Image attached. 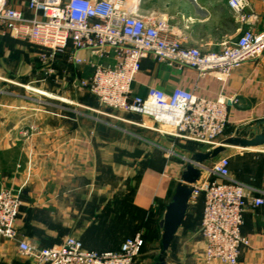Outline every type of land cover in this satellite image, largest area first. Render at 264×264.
<instances>
[{"label":"crops","instance_id":"0c3cea01","mask_svg":"<svg viewBox=\"0 0 264 264\" xmlns=\"http://www.w3.org/2000/svg\"><path fill=\"white\" fill-rule=\"evenodd\" d=\"M28 1L10 0V4L30 16ZM229 1L141 0V12L165 19L168 39L206 54L221 51L223 44L237 41L249 29L264 32V0H248L249 10L257 15L253 23L242 22ZM61 61L54 70L62 86L55 91L73 103L47 105L45 110L0 104V191H21L19 240L49 248L74 237L87 249L117 251L127 238L141 234L145 248L136 264H152L145 231L162 238L160 223L193 154L182 150L184 143L174 138L138 126L131 132L126 127L133 125L99 120L90 110L97 107L96 100L86 92L73 93L66 70H60ZM72 74L84 79L92 69L74 66ZM151 86L167 93L181 87L210 100L236 98L238 103L228 104L230 123L225 138L243 127L254 129L255 134L264 132V58L244 64L224 82L219 75L200 78L190 68L181 70L149 57L142 62L133 92L144 97ZM130 119L144 122L143 118ZM31 128L37 132L33 134ZM230 149L212 164L229 155L231 178L245 185L253 197L264 199V147ZM170 151L180 155L183 163L176 162ZM207 177L206 172L201 180ZM197 216L189 204L186 223ZM182 228L188 230L181 226L175 239ZM242 234L251 243L238 264H264V205L247 210ZM178 253L182 255L183 249ZM0 264L33 263L20 255L18 241L0 240Z\"/></svg>","mask_w":264,"mask_h":264},{"label":"built area","instance_id":"2783aa9c","mask_svg":"<svg viewBox=\"0 0 264 264\" xmlns=\"http://www.w3.org/2000/svg\"><path fill=\"white\" fill-rule=\"evenodd\" d=\"M229 6L242 22L257 20L249 10L248 0H230ZM27 10L30 16L11 6L10 0H0V35L44 50L40 58L46 66H52L59 55L71 49V65H88L92 69L88 78L70 74L71 82L68 81L73 89L97 99L99 109L90 110L181 143L204 145L208 150L223 140L230 123L228 104L238 100H210L181 87L167 93L151 86L144 97L135 95L133 84L142 62L151 57L170 67L190 68L200 78L219 75L225 82L244 64L264 58V32L251 29L237 41L223 44L219 52L205 54L196 48H185L179 40L168 39L165 19L142 14L141 0H29ZM96 59L114 63L106 65ZM49 74H55V70L49 69ZM128 114L139 115L144 122L127 119ZM206 172V179L190 187V204L204 196V260L208 264H238L251 243L242 234L244 215L251 208L263 206L264 199L253 197L245 185L231 178L228 157H221ZM22 206L20 190L0 191V240L18 241L20 255L33 264H136L141 256V234L127 238L120 252L103 254L87 250L74 237L49 248L21 241L17 223Z\"/></svg>","mask_w":264,"mask_h":264},{"label":"rangeland","instance_id":"374dc122","mask_svg":"<svg viewBox=\"0 0 264 264\" xmlns=\"http://www.w3.org/2000/svg\"><path fill=\"white\" fill-rule=\"evenodd\" d=\"M44 53L41 48L32 46L28 43L17 41L9 37L8 35H0V104L6 105L8 103L24 104L32 109L45 110L48 106H55L61 104L73 103L69 97H64L56 93V89L61 87L57 81V73L49 74V69H55L54 66H46L41 61L40 56ZM29 63L30 66H20L21 63ZM20 67V68H19ZM20 69V71L18 70ZM18 72L21 75L18 77ZM73 70H66V76L71 82L70 74L73 75ZM27 74L26 76H24ZM5 80H3V79ZM52 78V79H51ZM73 93L80 95V92L73 89ZM13 94L14 96H10ZM47 94V95H46ZM9 95V96H8ZM26 97V98H23ZM48 105V106H47ZM82 110V109H81ZM99 120H107L112 125L116 123L113 120L107 119L98 113H93ZM127 129L135 130L136 127H126ZM34 129V128H33ZM125 129V130H127ZM37 130V129H36ZM37 131H33L35 134ZM135 132V131H134ZM32 134V135H33ZM233 136H237L235 133ZM226 133L223 134L222 139H226ZM232 137V136H230ZM229 138V137H228ZM205 151H208V147L200 146ZM231 150V149H229ZM176 162L183 163V158L180 155H176ZM225 157H229L226 155ZM212 166V163H211ZM210 166V167H211ZM209 167V168H210ZM196 203V202H194ZM193 202L191 204H194ZM193 221H188L185 225V229H181L178 237L173 241L170 249L165 254V260L168 264H204L203 256V239L201 236V225H200V213ZM150 229V226H146ZM181 234V235H180ZM146 247L147 250H151L152 264L157 263L162 253L161 235L155 237V232L145 231ZM183 249L182 255L178 253V249ZM208 264V263H206Z\"/></svg>","mask_w":264,"mask_h":264},{"label":"water","instance_id":"95a60500","mask_svg":"<svg viewBox=\"0 0 264 264\" xmlns=\"http://www.w3.org/2000/svg\"><path fill=\"white\" fill-rule=\"evenodd\" d=\"M259 147H264V132L246 137L232 136L223 139L215 148L206 152H196L187 160L186 169L181 175L180 182L160 223L162 253L157 264H167L164 254L170 249L185 220L192 194L190 187L201 180L211 163L223 155L227 149L253 150Z\"/></svg>","mask_w":264,"mask_h":264},{"label":"trees","instance_id":"16d2710c","mask_svg":"<svg viewBox=\"0 0 264 264\" xmlns=\"http://www.w3.org/2000/svg\"><path fill=\"white\" fill-rule=\"evenodd\" d=\"M70 51H71V49H69L65 54H62V55H59L58 57H57V59H56V61L54 62V64L52 65V66H54V67H56V62L59 60H62L61 62H60V64H61V68H60V70L62 71V70H74V66L73 65H71L70 63H69V55H70ZM52 79V78H51ZM87 93V92H86ZM88 94V96H90V97H92L93 99H95L96 100V102H97V107L96 108H92L93 110H98L99 109V104H98V101H97V99L94 97V96H92L91 94H89V93H87ZM133 117V119H140L141 117L139 116V115H135V114H128V115H126V118L127 119H130V118H132ZM108 119V118H107ZM131 120V119H130ZM123 124V123H122ZM132 127H134V126H132ZM254 131V129H249V128H240L236 133H237V136H241V137H246V136H248V135H254L255 134V132H253ZM263 131H264V128H263ZM226 132V131H225ZM177 142L179 143V141L177 140ZM200 146H202V145H200V144H196V143H192V142H186V143H184V145H181L180 146V148L182 149V150H186V151H189V152H191L192 154H194V153H196L197 152V149H202V148H200ZM190 209L192 210H194V211H196L197 213H200V225L202 224V218H203V209H204V196L203 195H201L198 199H197V201H196V203H194V204H190ZM199 215V214H198ZM187 218H188V216H187ZM186 225V219L184 220V222H183V224H182V226H185ZM143 237V236H142ZM144 239V238H143ZM82 242V241H81ZM83 243V242H82ZM123 244V243H122ZM121 244V245H122ZM83 245H84V243H83ZM84 247H85V245H84ZM86 248V247H85ZM145 248V240H144V247H143V249ZM87 249V248H86ZM120 249H121V246H120ZM120 249L119 250H117V251H112V250H110V251H97V250H91V249H87V250H90V251H95V252H97V253H99V254H103V253H108V252H113V253H118V252H120ZM143 249H142V252H141V255H142V253H143ZM166 254V253H165ZM165 254H164V258H165ZM141 257V256H140Z\"/></svg>","mask_w":264,"mask_h":264}]
</instances>
